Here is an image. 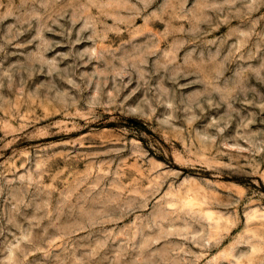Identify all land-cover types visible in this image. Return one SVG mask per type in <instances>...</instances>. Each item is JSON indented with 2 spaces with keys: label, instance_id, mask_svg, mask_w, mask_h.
I'll list each match as a JSON object with an SVG mask.
<instances>
[{
  "label": "rangeland",
  "instance_id": "rangeland-1",
  "mask_svg": "<svg viewBox=\"0 0 264 264\" xmlns=\"http://www.w3.org/2000/svg\"><path fill=\"white\" fill-rule=\"evenodd\" d=\"M0 264H264V0H0Z\"/></svg>",
  "mask_w": 264,
  "mask_h": 264
}]
</instances>
